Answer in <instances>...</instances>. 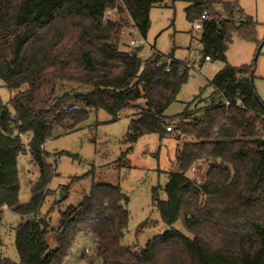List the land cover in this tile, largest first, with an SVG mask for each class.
<instances>
[{"label": "trees", "instance_id": "16d2710c", "mask_svg": "<svg viewBox=\"0 0 264 264\" xmlns=\"http://www.w3.org/2000/svg\"><path fill=\"white\" fill-rule=\"evenodd\" d=\"M165 1L0 0V88L11 93L8 103L0 95V231L5 210L20 220V261L0 258V264H64L81 234L92 237L103 264H264V101L255 91L254 64L236 67L227 60L235 35L261 46L258 23L238 2L171 0L187 3L194 30L208 14L198 39L201 62L211 57L225 65L211 81L208 105L197 96L169 117L167 109L190 77L189 60L155 51L143 60L140 45L129 52L119 48L125 20L145 39L152 8ZM65 86L90 90L58 97ZM100 110L114 119L129 113L128 143L152 133L180 142L178 171L170 173L166 200L157 201L167 230L144 248L121 244L130 212L120 185L94 182L78 205L59 209L55 223L51 213L66 189L47 212L42 209L55 195L49 186L57 172L44 149L54 126L72 132ZM130 151L118 166H129ZM27 152L39 176L30 182L32 197L22 203L19 157ZM202 165L209 166L203 180L189 175ZM179 221L184 231L173 228Z\"/></svg>", "mask_w": 264, "mask_h": 264}, {"label": "rangeland", "instance_id": "374dc122", "mask_svg": "<svg viewBox=\"0 0 264 264\" xmlns=\"http://www.w3.org/2000/svg\"><path fill=\"white\" fill-rule=\"evenodd\" d=\"M238 2L246 15L253 17L258 25L256 38L261 44L244 40L235 35L229 44L227 60L233 66L254 64V87L258 96L264 101V0H224ZM187 3L166 0L163 6H155L150 13L151 27L144 39L129 22L121 35L119 48L125 52L135 46L132 40L143 41L141 58L147 60L154 51L161 55L171 56L177 60H190L192 46L195 51L196 62L191 69L187 83L180 90L177 100L166 111L169 117H175L185 111L188 104L199 96L208 105L214 88L211 84L215 75L224 67L221 60L212 59L202 63L203 55L198 48L200 31L193 29V24L186 18ZM216 11L223 18L226 12L222 6ZM109 16L119 19L117 10H110ZM194 37V38H193ZM260 48V50L258 49ZM154 49V50H153ZM90 90L86 87H62L57 96L62 98L66 94L74 97L75 92ZM0 95L4 103H8L11 93L7 88H0ZM130 125L129 113H123L114 119L104 110L90 113L87 122L80 128L66 133L55 125L51 136L45 143L44 149L49 153L48 161L55 166L57 175L52 179L50 188L55 190L54 196H49L43 212H47L52 202L63 196L66 189L67 197L60 203L51 216L53 222L58 221L59 209L68 205H78L83 196L88 193L94 182L120 185L129 196L128 209L130 219L125 235L121 240L123 246L138 245L144 248L154 237L165 233L161 213L157 207L158 200H166L165 187L170 173L178 171L176 153L180 142L174 136L160 139L158 134L152 133L140 137L136 143L126 142ZM30 137H24L28 144ZM131 149L128 160L129 166H118L117 160L123 152ZM20 169V201L28 202L32 197L31 181L39 176L38 168L31 162V154L27 152L19 157ZM209 166L202 165L192 170L189 175L203 180ZM62 195V196H61ZM19 216L12 210H5L2 217L0 231V258H8L19 263L20 256L15 245V229L19 223ZM184 231L179 221L173 227ZM64 264H103L97 255L95 242L91 236L81 234Z\"/></svg>", "mask_w": 264, "mask_h": 264}, {"label": "built area", "instance_id": "2783aa9c", "mask_svg": "<svg viewBox=\"0 0 264 264\" xmlns=\"http://www.w3.org/2000/svg\"><path fill=\"white\" fill-rule=\"evenodd\" d=\"M210 19V17L208 16V14H203L202 16H201V18H200V20L199 21H197L195 24H194V28H195V30H197V31H202V29H203V21H205V20H209ZM143 43V41H141V40H139V39H135V40H132V42H131V44L132 45H137V46H139V45H141ZM197 46H198V48L199 49H201V47H202V45H201V43L198 41V44H197ZM195 49H191V52H190V55L193 57V58H191L190 60H189V62H188V65L190 66V67H194V64H195V62H196V59H195ZM212 59H211V57H206V62H208V61H211ZM205 62V63H206ZM167 71H170V67H168L167 68ZM217 104H218V102H217ZM222 104H224V105H226V106H230L231 105V103H230V101L228 100V99H223V103ZM173 128H174V125H171V126H169L168 128H167V130L168 131H172L173 130ZM6 209H7V207H6Z\"/></svg>", "mask_w": 264, "mask_h": 264}, {"label": "crops", "instance_id": "0c3cea01", "mask_svg": "<svg viewBox=\"0 0 264 264\" xmlns=\"http://www.w3.org/2000/svg\"><path fill=\"white\" fill-rule=\"evenodd\" d=\"M190 47H191V46H190ZM190 47L188 48V50H189V51L191 50V48H190ZM192 49H194V48H192ZM153 50H154V49H153ZM155 52H156V51H155ZM241 66H242V65H241ZM236 67H240V66H236Z\"/></svg>", "mask_w": 264, "mask_h": 264}]
</instances>
